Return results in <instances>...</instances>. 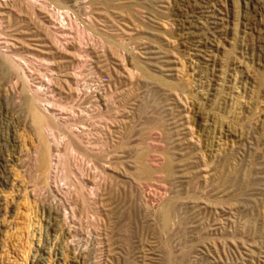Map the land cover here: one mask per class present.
Instances as JSON below:
<instances>
[{
  "label": "rangeland",
  "instance_id": "obj_1",
  "mask_svg": "<svg viewBox=\"0 0 264 264\" xmlns=\"http://www.w3.org/2000/svg\"><path fill=\"white\" fill-rule=\"evenodd\" d=\"M0 264H264V0H0Z\"/></svg>",
  "mask_w": 264,
  "mask_h": 264
},
{
  "label": "bare ground",
  "instance_id": "obj_2",
  "mask_svg": "<svg viewBox=\"0 0 264 264\" xmlns=\"http://www.w3.org/2000/svg\"><path fill=\"white\" fill-rule=\"evenodd\" d=\"M36 120H37L39 125H42V121H41L40 117L37 115H36ZM168 218H169V212L166 210L163 212V215H162V220H163L164 224L167 222Z\"/></svg>",
  "mask_w": 264,
  "mask_h": 264
}]
</instances>
